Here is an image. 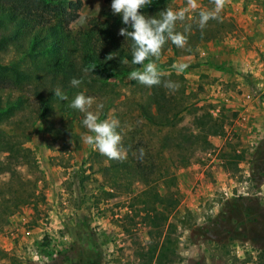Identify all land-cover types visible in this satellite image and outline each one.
<instances>
[{
	"label": "rangeland",
	"instance_id": "1",
	"mask_svg": "<svg viewBox=\"0 0 264 264\" xmlns=\"http://www.w3.org/2000/svg\"><path fill=\"white\" fill-rule=\"evenodd\" d=\"M80 2L76 18L68 24L73 32L85 27L91 18L102 19L105 10L104 0ZM196 3L198 7L189 9L185 19L176 22L175 29L198 23L201 9L214 8L211 0H196ZM229 5L225 3L228 8ZM167 7L179 11L188 7L187 0H166L162 8ZM230 13L223 8L218 19L207 23L212 30L216 22L217 31H222L221 24L232 23L229 32L222 31L220 41H200L204 35L208 36L209 30L198 35L187 31L185 34L192 36L184 48H163L158 57L149 61L156 63L169 81L179 85L174 90L178 110L176 128L189 126L195 108L205 110L222 123V134L209 138L212 148L195 153L187 166H175V155L169 152H164L162 160L157 159L165 150L161 136L168 128L150 126L139 117L137 102L146 97V92L144 85L130 80L129 75L98 82L94 103L88 109L98 112L100 120L119 121L122 156L140 157L142 148L145 162L154 157L174 177V185L169 189L175 191L178 204L169 221L176 225L171 236L176 240L178 258L172 264H226L233 259L236 264L264 262V115L260 121L263 131L254 140L245 141L233 126L235 112L214 108L209 99L200 101L204 89L195 85L186 69L177 72L172 67L176 63L186 64L185 59L196 58L204 45L221 42L237 30L233 20L237 12L233 11L234 16ZM15 58L6 53L0 55V63H12ZM181 90L183 95H179ZM79 93L92 97L84 86H79L65 92L67 100L46 103L44 113L29 96L24 110L1 126L3 137L18 143L31 156L33 165L21 166L19 173L37 177L38 200L9 216L0 229V238H11L13 225L24 232L35 228L39 233L31 246L20 245L15 240L20 235L12 237V248L0 249V264H133V252L146 247L148 236L142 216H134L130 211L140 207L137 200L140 194H162L163 183L136 182L116 192L107 189L100 167L106 166L109 158L83 142L85 133L92 134L82 123L85 114L68 106ZM0 95L13 99L20 93L0 91ZM178 101L183 104L180 106ZM236 154H242L240 161L235 162ZM5 179L6 175H0V181ZM104 191L111 193V197L103 194ZM186 211L190 215L184 216Z\"/></svg>",
	"mask_w": 264,
	"mask_h": 264
},
{
	"label": "trees",
	"instance_id": "2",
	"mask_svg": "<svg viewBox=\"0 0 264 264\" xmlns=\"http://www.w3.org/2000/svg\"><path fill=\"white\" fill-rule=\"evenodd\" d=\"M165 2L150 0V5L140 10L141 14L154 17L164 11ZM104 4L102 19L91 18L85 27L73 32L68 24L76 18L80 0H0V55L11 53L16 57L12 63H0V91L20 93L13 99L0 95V154L3 155L0 157V175H6V179L0 181V229L20 207L38 200L35 189L37 177H24L19 173L21 166L33 165L32 158L18 143L3 137L1 126L24 110L29 96L36 100L42 113L46 112V103L60 99L53 94L54 89L59 87L65 93L77 88L71 86L72 78L81 80L79 86H84L94 97L98 82L115 81L142 67L131 62L133 41L118 35L122 27H128L129 31L131 28L123 25L121 16L112 13L111 0H104ZM207 25L201 29L195 23L184 25L179 30L174 28V31L184 34L189 41L192 35L185 34V28H190L193 35L209 30L208 36L204 35L199 40L220 41L222 31L227 33L233 28L232 23L221 24L222 31L215 29L216 22L212 30ZM166 47L174 50L177 46L166 40L161 50ZM109 54H113L111 60L107 59ZM125 59L127 64L122 63ZM165 81H169V77L162 75L160 85H144L146 97L137 102L138 115L150 126L168 128L161 136L162 149L165 150L156 156L157 159L162 160L164 152L173 153L174 165L185 167L195 153H204L212 148L209 138L222 134V123L205 110L195 108L191 113L190 127L176 128V94L163 86ZM179 95H183V90ZM182 102L177 103L181 106ZM234 156L235 162L242 159V154ZM145 158L146 153L143 158L125 155L121 159H108V164L100 167V174L104 185L113 192L122 191L136 182L145 185L157 181L163 183L165 189L162 194H140L137 199L140 207L130 211L134 216L141 214L148 236L146 247L133 252V264H172L178 258L176 240L171 236L176 225L169 221L178 204L175 191L169 189L174 185V177L154 157L148 162ZM103 194L111 197L108 191ZM187 215H190L188 211L184 213ZM226 264L236 262L233 259Z\"/></svg>",
	"mask_w": 264,
	"mask_h": 264
},
{
	"label": "crops",
	"instance_id": "3",
	"mask_svg": "<svg viewBox=\"0 0 264 264\" xmlns=\"http://www.w3.org/2000/svg\"><path fill=\"white\" fill-rule=\"evenodd\" d=\"M224 9L237 12L235 31L221 42L204 45L196 58L185 59V72L204 93L200 101L213 103L214 108L235 112L233 123L245 141H252L263 131L264 92L249 97L253 85L264 86V0H225ZM243 11V12H242ZM230 13V15H231ZM217 117V110H215ZM11 238H0V249L12 248L11 239L17 235L20 245L31 246L38 229L23 231L13 225Z\"/></svg>",
	"mask_w": 264,
	"mask_h": 264
},
{
	"label": "clouds",
	"instance_id": "4",
	"mask_svg": "<svg viewBox=\"0 0 264 264\" xmlns=\"http://www.w3.org/2000/svg\"><path fill=\"white\" fill-rule=\"evenodd\" d=\"M214 5L213 9H201L199 12V27L203 29L210 19H218L219 13L225 6V0H211ZM150 5V0H111V11L115 15L122 17L123 25L118 35L125 38H130L133 41L132 46V64L142 65L138 70L131 71L129 74L130 80L138 81L140 84L151 87L161 84L162 73L158 70L157 64L154 62L144 63L149 57H158L162 46L166 40H170L179 48H184L187 44V37L174 31L175 24L178 20L183 21L185 14L189 9L198 7L196 0H187V8H182L179 11H174L171 7H167L164 11L159 12V18L149 17L141 14V9ZM190 28H185L189 31ZM113 54H109L108 60L112 59ZM122 63L127 64L125 59ZM172 67L177 72H183L187 65L184 63L173 64ZM82 83L77 78H72L71 86L79 87ZM163 86L170 90H178L179 85L173 81H165ZM53 94L61 100H67V95L57 87ZM94 103V98L85 96L83 93L77 94L71 103L68 105L72 109L79 110L84 113L82 121L88 132L82 136L85 144L92 146L99 153L109 159H121L124 150L121 147L122 137L118 133L119 121L116 119H99V113H94L88 109ZM102 109V105L97 106ZM140 158H143L144 150L139 149Z\"/></svg>",
	"mask_w": 264,
	"mask_h": 264
},
{
	"label": "built area",
	"instance_id": "5",
	"mask_svg": "<svg viewBox=\"0 0 264 264\" xmlns=\"http://www.w3.org/2000/svg\"><path fill=\"white\" fill-rule=\"evenodd\" d=\"M258 92L259 93L264 92V86L262 88H259L258 86L253 85L252 89L250 90V93L248 94V96L251 97V96H253L254 94H256ZM235 253H237V251H235Z\"/></svg>",
	"mask_w": 264,
	"mask_h": 264
}]
</instances>
